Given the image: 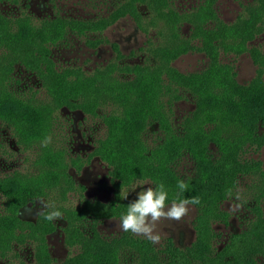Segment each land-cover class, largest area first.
I'll return each instance as SVG.
<instances>
[{
    "label": "trees",
    "instance_id": "1",
    "mask_svg": "<svg viewBox=\"0 0 264 264\" xmlns=\"http://www.w3.org/2000/svg\"><path fill=\"white\" fill-rule=\"evenodd\" d=\"M4 1L16 0H0V4ZM215 3L204 0L180 13L171 0H123L97 19L55 15L38 24L28 14L10 15L0 7V122L25 147L41 143L33 171L0 174V258L19 256V248L32 244L34 260L20 258L17 264H55L46 237L52 222L43 215L24 219L20 209L29 198L47 199L57 192L55 209L67 221L66 240L77 248L61 264H264V165L250 154L264 146V50L248 45L264 33V0L249 3L233 22L218 15ZM142 4L154 13L156 20L152 17L151 23L166 24L163 40L146 48L152 59L122 63V51L113 41L118 61L91 73L79 66L55 69L50 45L61 42L69 32L100 33L127 14L142 25ZM184 21L190 25L188 36L180 31ZM194 49L207 57L203 69L185 72L173 64L176 57ZM244 51L251 53L258 67L248 82L237 79L235 59L227 58ZM16 64L39 76L46 99L10 88ZM182 90L193 96L195 107L176 127L172 105ZM107 105L114 109L104 110ZM61 106L81 109L105 123L104 137L95 152L111 165L114 199H88L85 186L69 173L66 149L46 142L55 123L54 112ZM152 124L161 135L151 143L145 132ZM186 157L193 162L190 174L177 168ZM77 159L72 157L71 163ZM137 179H150L153 187L163 182L168 203L174 198L200 197L195 240L190 245L181 247L168 238L157 246L130 232L107 236L97 229L102 217L126 213L135 196L125 200L120 192ZM178 180L189 184L186 192H179ZM241 185H245L243 191ZM70 191L82 197L80 207L64 204ZM237 194L240 199L248 197L246 204H252L253 215L242 230L232 231L219 245L215 224L229 223L230 213L223 203ZM87 217L92 222L89 230H83L78 222Z\"/></svg>",
    "mask_w": 264,
    "mask_h": 264
},
{
    "label": "rangeland",
    "instance_id": "2",
    "mask_svg": "<svg viewBox=\"0 0 264 264\" xmlns=\"http://www.w3.org/2000/svg\"><path fill=\"white\" fill-rule=\"evenodd\" d=\"M123 0H16L4 1L0 7L10 15L28 14L35 24L48 16L63 15L78 19H97L107 16L114 7ZM204 0H171V6L178 12H188L198 6ZM254 0H216L215 9L218 15L225 21L233 22L246 11V6ZM140 10L143 15L140 25L131 15H124L102 32L88 31L85 34L69 32L58 44L50 45L51 59L55 69H73L79 66L84 72L91 73L96 68L105 66L111 61H118L117 54L111 42H116L122 51V63H140L152 59L150 52L146 49L150 44H156L163 40V32L166 31V24L157 20L151 23L154 13L142 4ZM157 18V17H156ZM156 20V19H155ZM159 21V23H158ZM180 31L184 36L190 34V25L183 22ZM248 45L257 46L264 50V33L258 34L254 39L248 41ZM226 58V57H225ZM235 59L237 66V79L240 82H248L257 73V64L249 51H244ZM207 57L200 49L189 50L173 60V64L180 70L199 71L205 67ZM117 75L125 76L122 72ZM12 82L10 88L21 93H36L46 99L47 94L42 87V81L33 71L26 69L23 65L16 64L12 69ZM183 91L181 98L172 105L171 119L174 126H179L182 117L195 107L193 96ZM104 110L114 109V106H105ZM103 109L98 110L101 112ZM56 119L48 143L63 146L66 149V162L69 163V173L74 179L85 186L84 195L88 199H99L109 201L114 199L115 186L109 165L98 153L95 152L99 141L105 134V123L99 116L88 114L81 109L61 106L54 112ZM161 135L157 125H149L145 132V138L149 142H155ZM41 144V143H40ZM35 143L25 147L18 143L13 130L0 122V174L19 171H33L34 159L39 152V145ZM215 148V146L213 147ZM250 154L259 157L264 165V146L259 150H252ZM79 156V157H77ZM78 158L77 162L71 163V158ZM82 165L79 167V161ZM179 171L183 174H190L193 170V162L184 158L178 164ZM79 169V170H78ZM152 186L150 179H137L131 184L124 186L121 191L135 188L140 191L143 187ZM243 191L245 185H241ZM53 192L47 199L29 198L20 209V215L27 220H36L41 210L40 201L49 204L59 205V195ZM129 195L135 196V191L130 190ZM248 197L244 196L239 200L229 198L224 201L223 206L229 211V223H217L215 228L219 236V245H222L232 231L242 230L247 220L253 215L249 208L251 203ZM246 199V201H245ZM82 197L77 191H70L64 201L66 206L78 208L81 206ZM245 201V202H244ZM171 202H169L170 204ZM241 203L242 207L237 212L230 211V204ZM1 205V204H0ZM197 213L196 206H190L189 213L183 220L163 221L157 225L156 231L161 235V246L170 238L175 245L185 247L195 240L194 219ZM120 216H104L97 222V229L104 235L114 236L122 233L117 229L116 224ZM92 220L83 218L78 225L83 230H89ZM52 230L47 233V244L50 255L55 264H61L69 255L77 251L76 247L69 246L66 237L67 221L62 218L52 222ZM19 256L9 255L8 258H0V264H17L19 259H33L34 248L27 244L18 249Z\"/></svg>",
    "mask_w": 264,
    "mask_h": 264
},
{
    "label": "clouds",
    "instance_id": "3",
    "mask_svg": "<svg viewBox=\"0 0 264 264\" xmlns=\"http://www.w3.org/2000/svg\"><path fill=\"white\" fill-rule=\"evenodd\" d=\"M44 146H47L45 143ZM177 188L180 193L188 190L189 184L184 180L177 181ZM135 199L131 200L127 205L126 213L122 214L116 224L117 229L122 232H130L134 235L143 236L152 244L161 242V235L156 231L157 225L163 221L179 222L189 213L190 206H198L201 203L199 196L190 198H174L168 203V192L163 182L155 183V186L143 187L140 191L135 188ZM130 190L120 192L122 199H127ZM229 197L232 193L229 190ZM239 200V194L235 197ZM41 210L39 215L47 221L54 222L62 218V213L56 210L54 205L43 200L40 201ZM230 211L237 212L241 209V203L230 204Z\"/></svg>",
    "mask_w": 264,
    "mask_h": 264
}]
</instances>
